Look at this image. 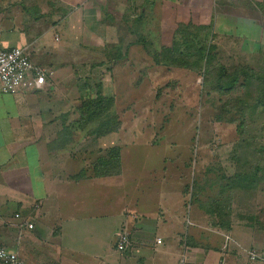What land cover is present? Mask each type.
<instances>
[{
  "label": "rangeland",
  "instance_id": "1",
  "mask_svg": "<svg viewBox=\"0 0 264 264\" xmlns=\"http://www.w3.org/2000/svg\"><path fill=\"white\" fill-rule=\"evenodd\" d=\"M13 2L26 8L33 19L52 24L54 40L65 42L67 54L83 55L84 66L77 68L87 85L84 98L69 110L73 121L61 127L66 137L45 143L46 148H59L77 137L98 177L119 180L121 162H134L137 170L125 171L120 180L149 201V209L157 206V182L179 181L182 224L178 237L183 250L188 242L202 249L220 248L227 232L238 226L248 229L254 250L263 253L264 108L257 96L264 81L239 85L232 93H219L215 86L226 75H218V63L226 69L227 80L235 79L237 75L231 74L242 67L264 79V0H191L196 10H178L177 0ZM62 22L68 24L57 28ZM206 26L209 29L200 32L193 29ZM79 31L82 36L77 42ZM194 40L207 46L214 57L209 76L203 70L194 71L193 50H186ZM158 53L162 64L154 61ZM180 60L193 70L179 68ZM87 73L96 78L85 77ZM100 81L107 93L114 92L115 103L107 117L90 121L89 101L97 96L95 83ZM109 127L115 132L132 131L136 138L128 141L135 144L125 146L123 152L117 146L106 147L92 157L89 151L94 150L98 134ZM89 193L87 199L93 203H85L86 214L119 212L126 203L104 187ZM109 223L101 227L96 241L88 226L81 235L70 229L62 236V243L81 247L71 257L74 264H100V259L120 263L123 253L113 248L114 230ZM77 230L82 231L76 226ZM80 251L84 253L78 255ZM255 263L247 259L242 264Z\"/></svg>",
  "mask_w": 264,
  "mask_h": 264
},
{
  "label": "crops",
  "instance_id": "2",
  "mask_svg": "<svg viewBox=\"0 0 264 264\" xmlns=\"http://www.w3.org/2000/svg\"><path fill=\"white\" fill-rule=\"evenodd\" d=\"M13 1L0 0V50L20 48L33 66L46 69L51 75L34 90L16 95L0 92V246L15 253L22 264H74L71 257L81 247L75 249L73 245L62 243V236L70 229L81 235L88 226V233L96 241L101 227L108 226L112 220L109 226L112 225L111 230H114V250L120 233L130 235L132 242L131 249L121 254L123 258L119 264H181L184 256V264H242L247 259L264 264V252L257 253L251 233L238 226H232L227 232V240L222 241L225 244L220 248L202 249L188 242V247L183 250L178 237L182 224L179 181L157 182L154 202L157 206L149 209V201L139 198L142 196L138 192L120 180L125 177V171L137 170L134 162H121L123 173L118 176L119 180L98 177L94 164L79 148L81 141L77 137L74 138L76 141L59 148H46L48 143L66 137L61 127L73 121L69 110L84 98L87 85L81 82L84 73L77 68L84 66L83 55L67 54L65 42H55L52 24L45 19H33L26 8ZM177 1L180 3L178 10H196L198 7L191 0ZM199 8L208 10L205 6ZM63 24L68 23L62 22L57 28ZM80 35L79 31L77 42L81 40ZM92 74L87 73L85 77L91 76L94 80L96 76ZM95 85L97 91L104 89L101 94L115 103L114 92L107 93L101 81ZM133 135L132 131H119L100 136L89 154L93 153L92 157H95L96 152L116 146L123 152L125 146L135 144L128 141L136 138ZM130 157L132 159V155ZM115 184L118 187L114 188ZM97 186L114 190L126 202L125 206L119 212L86 214L85 203H93L87 199L91 195L89 191ZM144 193L146 190L142 195ZM127 194H134L135 198H129ZM16 214L20 220L15 219ZM23 222L31 224L33 229L28 230ZM189 225H192L190 221ZM193 225L196 226L194 221ZM76 226L82 231H76ZM156 239L161 243L157 244ZM80 253L84 252L80 251L78 255ZM83 256L96 258L88 254ZM240 259L242 263H239ZM99 261L100 264H117Z\"/></svg>",
  "mask_w": 264,
  "mask_h": 264
},
{
  "label": "built area",
  "instance_id": "3",
  "mask_svg": "<svg viewBox=\"0 0 264 264\" xmlns=\"http://www.w3.org/2000/svg\"><path fill=\"white\" fill-rule=\"evenodd\" d=\"M51 73L43 68H37L31 63L29 56L20 48L0 50V92L7 95H16L20 92L31 91L45 83ZM16 220H20L16 214ZM28 230H32L31 224L22 223ZM160 244V239H156ZM115 251L126 253L132 247L129 235L120 233L115 240ZM185 262V256L182 258ZM0 264H22L20 259L7 249L0 246Z\"/></svg>",
  "mask_w": 264,
  "mask_h": 264
},
{
  "label": "trees",
  "instance_id": "4",
  "mask_svg": "<svg viewBox=\"0 0 264 264\" xmlns=\"http://www.w3.org/2000/svg\"><path fill=\"white\" fill-rule=\"evenodd\" d=\"M190 25V24H189ZM188 29H192L190 27H187ZM195 31L197 30L198 32L203 31V30H207L209 29L208 26H206L205 28H194ZM207 46H205L204 44H201V42L199 40H194V44L191 45V48L190 46L186 49L188 51H191L193 50V53L194 55L192 56L193 59L196 60L195 64L193 65V68H194V71H204V74L205 75H210L211 74V65H213V61H214V57L211 56V51L209 48H206ZM185 56H181V59H185L184 58ZM154 61L158 64H162V61H161V54L158 53L155 55L154 57ZM181 61V60H180ZM204 63V64H202ZM176 65H179L178 67L180 68H188V69H191L193 70V68L189 67L186 63L182 62L179 64L177 63ZM218 67H220L221 71L218 75H222V74H226L222 77H220V80H218L215 88L217 90V92H226V93H232L236 88L239 87V85H243V84H249V83H253V84H256L257 81H264L263 78H260L259 77V74L257 76V74L249 69V68H238L236 69L237 73L236 74H231V75H237L235 79H230V80H227L226 78H229V75H227L228 73H226V69L223 67V66H220L219 63L217 64ZM241 78V81H239L238 78ZM223 80H226V82H221ZM222 83V84H221ZM96 97L93 98V100H90L89 101V110H87L89 113L92 114V119H90V121H99L101 120L102 118H105L107 117L106 115H108L109 111L112 110V107H113V99H110V98H107L105 96H103L101 94V91H97L96 93ZM257 98L259 99V105H261V107L264 108V88H260L258 90V96ZM86 101L82 102V105L85 104ZM100 131V130H99ZM116 130L109 127L108 130H104L102 133L100 132L98 135L99 136H106L110 133H113L115 132Z\"/></svg>",
  "mask_w": 264,
  "mask_h": 264
}]
</instances>
